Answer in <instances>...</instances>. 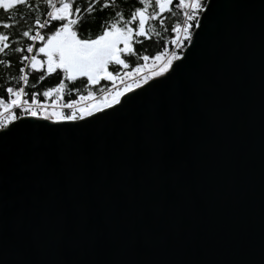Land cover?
<instances>
[{
	"label": "water",
	"instance_id": "95a60500",
	"mask_svg": "<svg viewBox=\"0 0 264 264\" xmlns=\"http://www.w3.org/2000/svg\"><path fill=\"white\" fill-rule=\"evenodd\" d=\"M212 3L168 79L0 137V264H260L264 0Z\"/></svg>",
	"mask_w": 264,
	"mask_h": 264
},
{
	"label": "snow or ice",
	"instance_id": "6c2138e0",
	"mask_svg": "<svg viewBox=\"0 0 264 264\" xmlns=\"http://www.w3.org/2000/svg\"><path fill=\"white\" fill-rule=\"evenodd\" d=\"M41 2L45 6L43 16H35L32 25L18 33L32 43H28L26 48H12L15 53L27 54L19 56V61L24 64L18 70L21 86L6 87V101L0 98V137L7 136L16 122L23 123L27 119L50 125H79L81 122L88 123L90 118L98 119L109 109L115 111L118 107L122 108L131 99L129 94L143 91L144 86L151 87L150 82L154 80L168 79L184 65L189 58L188 53L197 46L214 7L212 0H138L140 6L135 7L130 15L125 17L116 11L110 22H105L102 32L93 39L81 38L75 30L76 26L85 15L96 11L97 5L101 10L110 8L112 4L108 0L104 3L90 0L83 9L75 6V0ZM20 5L29 10H40L30 0H0V10L7 16V20L0 21V27L5 30L16 27L10 13ZM168 17L172 18V23L165 27ZM154 22H158L168 33L164 47L151 56L139 55V60L144 63L137 62L133 66L125 58L137 55L133 45L141 43L140 38L150 39L149 33H155L157 37L161 35L153 26ZM53 24L58 26L44 35L42 30ZM36 41L42 43L34 49ZM10 43L15 41L8 34L0 32V53L9 49ZM39 54H42L41 59L37 58ZM149 60L151 63H148ZM6 63L0 60V64ZM110 66L117 67L110 70ZM32 70L43 72L37 84L57 70L63 75L54 87L42 93L33 91L29 102L25 86L29 80L28 71ZM77 78H86L83 86L86 95L79 94L77 89H70V83ZM105 81L110 82L111 87L98 88ZM32 87L35 88L36 84ZM71 92L78 93L76 98L63 102L62 98L66 94L70 96ZM39 95L45 98L55 96V99L48 104L39 101ZM152 135V129L146 127L145 136L151 139ZM260 264H264V249Z\"/></svg>",
	"mask_w": 264,
	"mask_h": 264
},
{
	"label": "trees",
	"instance_id": "16d2710c",
	"mask_svg": "<svg viewBox=\"0 0 264 264\" xmlns=\"http://www.w3.org/2000/svg\"><path fill=\"white\" fill-rule=\"evenodd\" d=\"M90 0H75V6H79L82 9L88 6ZM105 0H100V3H104ZM112 6L110 8H106L101 10L99 5L96 6V11H94L91 15H85L84 18L80 21V23L76 26V31L81 38H95L96 35L100 34L103 30L106 21L111 20V18L115 15L116 11H120L125 17L130 15V12L134 10L135 7L140 6L138 4V0H115V3H112V0H108ZM154 2V0H153ZM30 3H34L37 8L40 10L37 11L36 8L29 10L24 5H20L16 7L10 15H12L14 21L16 22V27L10 29H3L0 27V32H4L8 34L15 43H10L9 49H7L4 53H0V60L7 61L6 64H0V98H4L5 101L7 99V93L5 91L6 87L12 86L14 88L20 87L19 81V68L24 64L19 61V56L27 53H15L12 51L13 47H21L26 48L27 44L31 41H28L27 38L21 37L18 35L21 31L25 30L27 27L32 25L33 19L35 16H43L45 12V6L42 4L41 0H30ZM151 10V8L149 9ZM23 17V19H21ZM7 20L6 14L0 10V21ZM12 22V21H8ZM172 23V18L168 17L165 21V27L170 26ZM58 25H50L47 29L42 30L44 35L49 34L50 32L55 30V27ZM153 26L156 31L161 33L160 37H157L155 33H149L150 39L144 40L141 39V43L134 44V51L137 53L136 56H127L125 57L127 62L132 64L135 63H144V61L139 60V55H154L158 50H162L164 47V40L168 38V33L165 32L164 28H161L158 22H154ZM35 29L33 28V34ZM41 41H38L34 49L36 47L41 46ZM35 54V53H34ZM117 66H110V70H115ZM27 71V70H26ZM43 75V72H37L35 70L28 71L29 80L27 85L25 86V91L28 93V99L30 102L31 93L36 91L37 93H42L44 90L50 87H54L59 83L62 73L57 70L56 73H52L45 77L43 81L37 84L39 77ZM86 78H77L75 82L70 83V89H77L79 94L86 95L87 92L84 90L83 86L86 84ZM36 84V87L33 88L32 85ZM110 82H102L99 87H110ZM77 92H71V95H65L62 98L64 102L67 99H75ZM39 101L41 102H51L55 99V96L45 98L42 95L38 96Z\"/></svg>",
	"mask_w": 264,
	"mask_h": 264
},
{
	"label": "rangeland",
	"instance_id": "374dc122",
	"mask_svg": "<svg viewBox=\"0 0 264 264\" xmlns=\"http://www.w3.org/2000/svg\"><path fill=\"white\" fill-rule=\"evenodd\" d=\"M37 58H38V59H41V58H42V54L37 55ZM148 63H151L150 60H149ZM51 102H52V101H51ZM51 102H49V103H51Z\"/></svg>",
	"mask_w": 264,
	"mask_h": 264
},
{
	"label": "built area",
	"instance_id": "2783aa9c",
	"mask_svg": "<svg viewBox=\"0 0 264 264\" xmlns=\"http://www.w3.org/2000/svg\"><path fill=\"white\" fill-rule=\"evenodd\" d=\"M37 42H38V41H36L35 44H36ZM30 43H32V42H30ZM35 44H33V47L35 46ZM33 54H34V53H33ZM148 62H149V61H148ZM150 62H151V60H150ZM23 66H24V65H23ZM23 66H22V67H23ZM118 83H119V82H118ZM110 87H111V86H110ZM62 101H63V100H62ZM63 102H64V101H63ZM48 104H51V103H48ZM65 111H66V110H65Z\"/></svg>",
	"mask_w": 264,
	"mask_h": 264
},
{
	"label": "bare ground",
	"instance_id": "6f19581e",
	"mask_svg": "<svg viewBox=\"0 0 264 264\" xmlns=\"http://www.w3.org/2000/svg\"><path fill=\"white\" fill-rule=\"evenodd\" d=\"M47 103V102H46Z\"/></svg>",
	"mask_w": 264,
	"mask_h": 264
}]
</instances>
